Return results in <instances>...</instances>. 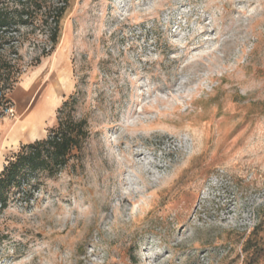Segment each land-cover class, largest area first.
<instances>
[{"label": "rangeland", "instance_id": "obj_1", "mask_svg": "<svg viewBox=\"0 0 264 264\" xmlns=\"http://www.w3.org/2000/svg\"><path fill=\"white\" fill-rule=\"evenodd\" d=\"M42 40L11 55L0 125L43 130L0 133V173L66 102L89 136L0 210V264H264V0H70Z\"/></svg>", "mask_w": 264, "mask_h": 264}, {"label": "trees", "instance_id": "obj_2", "mask_svg": "<svg viewBox=\"0 0 264 264\" xmlns=\"http://www.w3.org/2000/svg\"><path fill=\"white\" fill-rule=\"evenodd\" d=\"M69 3L70 0H0V117L10 104L5 91L11 88L6 87L5 79L15 70L19 72L11 55H18L26 43L38 45L40 38L46 47L43 56L51 55L59 44ZM67 104L59 110L57 125L45 139L23 145L7 160L0 173L1 211L8 207L17 190L20 196H29L41 179L57 176L74 153L82 149L89 136L87 122L65 112Z\"/></svg>", "mask_w": 264, "mask_h": 264}, {"label": "bare ground", "instance_id": "obj_3", "mask_svg": "<svg viewBox=\"0 0 264 264\" xmlns=\"http://www.w3.org/2000/svg\"><path fill=\"white\" fill-rule=\"evenodd\" d=\"M53 74L56 75L57 87L62 89V87H63L62 86V76L60 75L61 74V67H59V63H55L54 65H49L46 76L49 77L50 75H53ZM46 91H48V89ZM53 91L54 90L52 89L51 92H53ZM44 96L46 97V92H45ZM40 108H41V106H40ZM26 116H27L26 113H23V116L18 117L16 119V122H11L12 124L10 126L7 123H3L2 125H0V133H7V138H6L7 144L14 143L17 141H26V140L33 139L35 137L40 136V133H41V130H43V127L42 126L40 127L38 125V122L35 120L34 116L31 117V119L29 121L26 120ZM21 119L22 120L25 119L26 123H24V121L22 123ZM8 122H10V121H8Z\"/></svg>", "mask_w": 264, "mask_h": 264}, {"label": "crops", "instance_id": "obj_4", "mask_svg": "<svg viewBox=\"0 0 264 264\" xmlns=\"http://www.w3.org/2000/svg\"><path fill=\"white\" fill-rule=\"evenodd\" d=\"M23 114V113H22ZM1 145H2V143H0V148H1Z\"/></svg>", "mask_w": 264, "mask_h": 264}]
</instances>
